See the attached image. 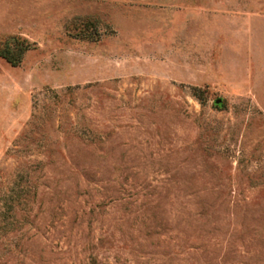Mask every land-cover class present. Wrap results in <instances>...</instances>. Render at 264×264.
Masks as SVG:
<instances>
[{
	"label": "rangeland",
	"instance_id": "1",
	"mask_svg": "<svg viewBox=\"0 0 264 264\" xmlns=\"http://www.w3.org/2000/svg\"><path fill=\"white\" fill-rule=\"evenodd\" d=\"M25 47L0 264H264V0H0Z\"/></svg>",
	"mask_w": 264,
	"mask_h": 264
},
{
	"label": "trees",
	"instance_id": "2",
	"mask_svg": "<svg viewBox=\"0 0 264 264\" xmlns=\"http://www.w3.org/2000/svg\"><path fill=\"white\" fill-rule=\"evenodd\" d=\"M28 49L25 48H18L15 53H12L8 50V48H3L0 50V57L3 58L7 63L12 66L18 65L21 60L22 53Z\"/></svg>",
	"mask_w": 264,
	"mask_h": 264
},
{
	"label": "water",
	"instance_id": "3",
	"mask_svg": "<svg viewBox=\"0 0 264 264\" xmlns=\"http://www.w3.org/2000/svg\"><path fill=\"white\" fill-rule=\"evenodd\" d=\"M218 101H219V99H216V100H215V102H218Z\"/></svg>",
	"mask_w": 264,
	"mask_h": 264
}]
</instances>
